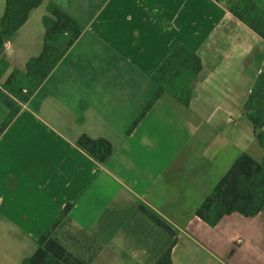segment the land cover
<instances>
[{"label": "crops", "instance_id": "0c3cea01", "mask_svg": "<svg viewBox=\"0 0 264 264\" xmlns=\"http://www.w3.org/2000/svg\"><path fill=\"white\" fill-rule=\"evenodd\" d=\"M50 4L83 33L11 121L0 101V264L32 257L69 204L102 246L92 264H156L170 248L172 264H264V213L215 227L196 216L241 154L264 159L243 115L264 39L218 0H45L6 43L1 83L42 52ZM179 43L203 63L190 105L165 93L148 109ZM83 135L111 142L106 165L77 145Z\"/></svg>", "mask_w": 264, "mask_h": 264}, {"label": "trees", "instance_id": "16d2710c", "mask_svg": "<svg viewBox=\"0 0 264 264\" xmlns=\"http://www.w3.org/2000/svg\"><path fill=\"white\" fill-rule=\"evenodd\" d=\"M44 1L5 0V11L0 18V101L11 110L9 121L43 85L83 33V27L75 19L50 4L49 16L43 19L45 35L42 52L28 61L25 71L13 69L7 80L1 83L9 67L5 60V44ZM218 1L264 39V10L254 0ZM202 69L203 63L198 54L182 43L177 44L153 75L160 89L148 109L165 93L189 107L192 83ZM243 115L253 125L255 138L264 149V66L243 107ZM77 145L101 165H106L114 154L113 145L106 139L83 135ZM72 207L71 204L65 207L50 229L37 240L38 248L34 255L22 264L94 262L102 246L91 234L73 224L69 216ZM142 210L156 225L174 234L161 219L144 208ZM235 213L246 218L264 213V159L259 162L247 153L241 154L197 209L196 216L210 227H215L224 217ZM156 264H172L171 248Z\"/></svg>", "mask_w": 264, "mask_h": 264}, {"label": "built area", "instance_id": "2783aa9c", "mask_svg": "<svg viewBox=\"0 0 264 264\" xmlns=\"http://www.w3.org/2000/svg\"><path fill=\"white\" fill-rule=\"evenodd\" d=\"M9 50V45L5 44L4 46V52L6 53Z\"/></svg>", "mask_w": 264, "mask_h": 264}]
</instances>
